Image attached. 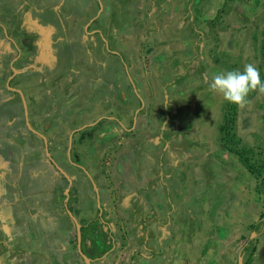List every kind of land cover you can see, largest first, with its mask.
Listing matches in <instances>:
<instances>
[{
    "label": "rangeland",
    "instance_id": "obj_1",
    "mask_svg": "<svg viewBox=\"0 0 264 264\" xmlns=\"http://www.w3.org/2000/svg\"><path fill=\"white\" fill-rule=\"evenodd\" d=\"M52 11L61 33L46 42L38 22L50 29ZM0 20V264H85L63 208L67 181L8 80L55 161L76 174L69 201L91 264H264V93L231 103L224 147L228 101L209 87L249 63L264 82V0H0ZM129 112L140 139L108 119ZM72 132L102 217L91 180L68 161Z\"/></svg>",
    "mask_w": 264,
    "mask_h": 264
},
{
    "label": "flooded vegetation",
    "instance_id": "obj_2",
    "mask_svg": "<svg viewBox=\"0 0 264 264\" xmlns=\"http://www.w3.org/2000/svg\"><path fill=\"white\" fill-rule=\"evenodd\" d=\"M99 3H100V1H99ZM101 4V3H100ZM0 29L3 31V33L5 34V36H7V30H6V28H5V26H4V23H3V21H1L0 20ZM92 34H97V31L96 30H93V32H92ZM99 34V33H98ZM11 41H13L14 42V40H12L11 39ZM105 42V49H106V51L107 52H111V53H113V54H116L117 55V52L116 51H113V50H111L110 48H111V46H110V44L107 42V41H104ZM15 48H17V47H15ZM16 60V58H14V59H12L11 60V65H10V68H11V72H12V76L14 75H17L18 74V70L16 69V67L14 66V61ZM14 69H15V72H14ZM35 79H36V77H35ZM48 78L46 77V78H42V80H40L39 79V82H42L43 80H47ZM37 81H38V77H37ZM10 82H11V80H8L7 81V83H6V86H7V88L10 90V88H9V86L10 87H12V88H15V87H13V86H11L10 85ZM134 87V86H133ZM135 88V87H134ZM16 89H18V88H16ZM10 91H12V92H14L15 94H18L19 96H20V94H19V92L18 91H16V90H10ZM138 97H139V99L141 100V102H142V98L138 95ZM20 98H21V96H20ZM21 100H22V98H21ZM143 103V102H142ZM22 104H23V102H22ZM27 110H28V114H29V109H28V105H27ZM23 112H24V104H23ZM24 118H25V122H26V125H27V120L29 121V123H30V126H32L31 125V122H30V116L28 115V119L26 118V116H25V112H24ZM27 127H28V125H27ZM29 128V127H28ZM33 128V127H32ZM30 129V128H29ZM34 129V128H33ZM31 130V129H30ZM34 130H36V129H34ZM130 130V129H129ZM32 131V130H31ZM37 131V130H36ZM34 134H36V135H39L41 138H42V140H43V142H44V146H45V154L47 155V152L50 154V156H48L47 155V158H48V162L52 165V168L56 171V172H58L59 174H61V175H63L64 176V178L66 179V181H67V187H66V189L63 191V193H64V196H65V199H64V202H63V208H64V211L66 212L65 214L67 215V217L69 218V220L72 222V224H73V226H74V229H75V233H76V241H77V250H78V233H77V228H76V223H75V221L71 218V216H70V214H69V212H71L73 215H74V217L76 218V220H77V222L80 224V222L78 221V217L77 216H75V213H74V211L73 210H75L76 208H75V196H76V188L74 189V188H72L73 186V183L75 184V182H74V180H75V178H74V176L73 175H76V174H73V175H70V174H68V170H69V168H66V167H68L67 165H65V164H63V166L67 169V170H65L64 168H62V166H60L56 161H55V159L53 158V156H52V154H51V151H50V146H49V141H48V138L44 135V134H42V133H40L39 131H37V132H34V131H32ZM75 133L76 132H74L73 133V135H75ZM73 135L72 134H70L69 135V137L67 138V153H66V155H67V158H68V161H69V163L73 166V167H75V168H77V169H79V170H81V171H83L88 177H89V179L91 180V183L93 184V188H94V193L96 194V200H97V206H98V210H99V215L102 217V207H101V198H100V196H98V195H100L99 194V191H98V186H97V184H96V182L92 179V176L90 175V173L88 172V170L82 165V164H80V160H79V158L75 155V151H74V148H73V143H74V137H73ZM81 136H84V134H81ZM50 158H52V159H50ZM68 176H66L63 172ZM72 195H74V197L73 198H71V201H69L70 200V196L72 197ZM70 203V204H69ZM73 204H74V207H73ZM75 208V209H74ZM77 215V214H76ZM80 228H81V249H82V251H83V247H84V242H83V240H82V225L80 224ZM81 256V255H80Z\"/></svg>",
    "mask_w": 264,
    "mask_h": 264
},
{
    "label": "crops",
    "instance_id": "obj_3",
    "mask_svg": "<svg viewBox=\"0 0 264 264\" xmlns=\"http://www.w3.org/2000/svg\"><path fill=\"white\" fill-rule=\"evenodd\" d=\"M47 12H50V11H47ZM34 16V15H33ZM54 16V13H53V11L51 12V13H48L47 14V23H46V26L47 27H49L50 29H48V30H45V27H44V25H42V24H40V22H38L39 23V27H40V33H43V35L45 36V38H44V40L47 42L48 41V39L49 38H46V37H52V36H54V35H59L60 33H61V31H60V27L59 26H57V28H56V25H53V24H55L54 23V20H53V17ZM29 20H27V19H24V20H22V26H24V27H26L29 23ZM101 23V19H96V20H94L92 23H94V24H96V23ZM117 22V21H116ZM53 23V24H52ZM66 26L67 25H74V23H73V21H70L69 22V20H67L66 21ZM26 25V26H25ZM102 25V24H101ZM115 25V26H114ZM112 24L111 23V30H110V36H116V34L114 33V30H113V28H115V30L116 31H118V27H117V23L116 24ZM95 27V26H94ZM93 30H96L97 32H99L100 34H98L97 33V35H100L105 41H107L106 40V38L104 37V35H103V33L105 32V30L103 29V28H101V27H95V28H92V30L91 31H89V33H87V34H89V35H91L90 33H92L93 32ZM108 33V32H107ZM107 33H106V35H107ZM31 38V37H30ZM30 42H34V40L31 38L30 40H29ZM27 42H28V40H26L25 41V43L27 44ZM55 51V47H53V52ZM56 52H58L57 50H56ZM56 52H54V53H56ZM107 52V51H106ZM39 54V53H38ZM52 56V57H57V56H55V55H53V53H49V54H44V53H42V54H40L39 55V57L40 58H46V59H49L50 57L49 56ZM132 79V78H131ZM131 85H135L134 84V82L131 84ZM137 89L136 88H134V91H136ZM47 91H48V89H47ZM95 91V90H94ZM160 94H163V93H159L158 94V96L160 95ZM138 98V97H137ZM142 98V97H141ZM124 101H126V100H124ZM139 101H140V104H141V106L140 107H142L143 108V110H142V113H144L143 111L145 110V99L144 98H142V102H141V100L139 99ZM128 102V101H127ZM158 104H161V105H165V102L163 101V99H162V97L158 100ZM223 106H222V108H223V118H224V111H225V114H226V112H227V108H225V103L223 102V104H222ZM227 105V104H226ZM197 105H195V107H196ZM191 107H193V105L191 106ZM121 113H125V111L123 110ZM139 112H136V114L134 115V114H132L131 112H129L127 115H122L121 114V116H120V118L119 119H116V118H114V117H110V118H108V119H110V120H113L112 122H114V124H115V130L116 131H118L119 129L121 130V131H123L124 132V130L125 131H128V133L130 134V137L131 138H133V139H140V138H142V136H139V135H133V134H135V133H137L136 131H137V128H138V126H137V122H138V119L139 118H137V114H138ZM131 114V115H130ZM193 117L195 116H197V114H191ZM99 118H97V119H95L94 120V122H95V125H97L99 122H100V120H102V119H104L105 118V115H101V114H99V116H98ZM94 122H89V126H90V124H93ZM142 124V123H141ZM143 125V124H142ZM141 125V126H142ZM85 126V125H84ZM83 126V127H84ZM79 127V126H78ZM77 127V128H78ZM92 128V127H91ZM130 129V130H129ZM132 135V136H131ZM133 150H135V149H131V151H132V153H133V155L134 154H138L137 152L135 153V152H133ZM98 186V185H97ZM98 189V191H99V194H101V192H100V190H99V187L97 188ZM98 196H100V198H101V195H98ZM5 226V225H4ZM20 234H23V233H20ZM5 237H6V235H7V231H5L4 232V234H3ZM16 237H15V239H16V241L18 240L17 239V235H15ZM20 241H22L23 243H26V244H28V243H30V240L28 241V242H24V237H22L21 238V240ZM5 243H7L6 242V238H5ZM48 248H51V246H47V243H44V245H43V249H48ZM34 261V260H33ZM27 264H29V262L27 263ZM34 264H35V261H34Z\"/></svg>",
    "mask_w": 264,
    "mask_h": 264
},
{
    "label": "clouds",
    "instance_id": "obj_4",
    "mask_svg": "<svg viewBox=\"0 0 264 264\" xmlns=\"http://www.w3.org/2000/svg\"><path fill=\"white\" fill-rule=\"evenodd\" d=\"M89 25L90 24L88 23L85 27L87 33H89ZM209 87L220 93L224 100L237 105H242L246 102V97L250 90H258L259 92L264 93V82L261 81L259 70L251 63L245 64L243 71L231 70L213 75L212 83ZM87 126L89 125H85L83 128H86ZM94 126L95 122L90 124V127ZM77 131H80V129ZM73 133L74 132L71 134L73 135Z\"/></svg>",
    "mask_w": 264,
    "mask_h": 264
},
{
    "label": "water",
    "instance_id": "obj_5",
    "mask_svg": "<svg viewBox=\"0 0 264 264\" xmlns=\"http://www.w3.org/2000/svg\"><path fill=\"white\" fill-rule=\"evenodd\" d=\"M14 72H15V69H14ZM9 88H10V90H16V91H18L19 92V94H20V96H21V98H22V102H23V104H24V112H25V116H26V118L28 119V110H27V104H26V99H25V97H24V94H23V92H22V90H20V89H16V88H12V87H10L9 86ZM27 125H28V127L32 130V131H34V132H37L36 130H34L33 128H32V126H30V123H29V121L27 120ZM47 155L48 156H50V154L47 152ZM50 159H52V158H50ZM63 172V171H62ZM64 173V172H63ZM65 174V173H64ZM66 175V174H65ZM67 176V175H66ZM68 177V176H67ZM69 214H70V216H71V218L75 221V223H76V228H77V233H78V251H79V253H80V255L82 256V258L85 260V262H86V264H91V259L82 251V249H81V228H80V224L77 222V220H76V218L74 217V215L71 213V212H69Z\"/></svg>",
    "mask_w": 264,
    "mask_h": 264
},
{
    "label": "trees",
    "instance_id": "obj_6",
    "mask_svg": "<svg viewBox=\"0 0 264 264\" xmlns=\"http://www.w3.org/2000/svg\"><path fill=\"white\" fill-rule=\"evenodd\" d=\"M230 107H231V103L228 102V104L226 105L227 112H226V114H225V122H224V124H221V125L219 126L220 133L222 134L221 142H222V146H224V147H225L224 137H229L230 134H231V130H230V129H231V126H229V129H228V130H227V126H226V124L228 123V120H229L228 117L231 116V114L228 115V112L230 113V109H229ZM233 135L236 136L235 134H233ZM226 140H227V139H226ZM235 153H236V152H235ZM236 154L239 155V157H240L242 163L245 164V165L248 167V165H247V158H245V157L243 156V154H242L240 151L237 152ZM250 167H251V166H249L248 168H250ZM250 170H251V168H250ZM253 239H255V238H253Z\"/></svg>",
    "mask_w": 264,
    "mask_h": 264
}]
</instances>
